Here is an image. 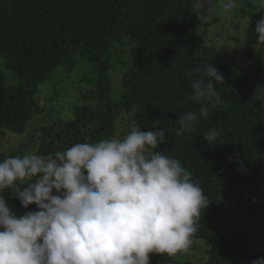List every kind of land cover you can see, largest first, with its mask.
<instances>
[{"label": "trees", "instance_id": "obj_1", "mask_svg": "<svg viewBox=\"0 0 264 264\" xmlns=\"http://www.w3.org/2000/svg\"><path fill=\"white\" fill-rule=\"evenodd\" d=\"M246 1L234 13L247 24L239 58L218 64L200 52L198 28L223 10L221 0H201V9L193 0H0V132L27 134L16 148L1 149L0 161L115 137L119 115L130 116L142 131H165V142L155 151L178 159L210 202L193 236L206 248L204 262L149 254L150 264H251L264 257L248 249L247 233L223 231L220 218L222 195L264 187V102L252 98L264 85V43L255 32L264 3L250 0L257 9L249 14ZM117 47L127 58L117 57ZM84 61L91 77L69 108L71 117L44 113L47 104L42 107L38 95L48 76ZM118 63L125 64L124 71L114 86L111 72ZM207 63L223 76L224 83L212 81L219 104L191 99L194 80L207 79ZM201 107L205 114L196 130L178 136L179 117L199 114ZM210 130L218 132L211 144L204 138ZM11 191L6 188L3 196L17 216L38 210L35 204L23 208Z\"/></svg>", "mask_w": 264, "mask_h": 264}, {"label": "clouds", "instance_id": "obj_2", "mask_svg": "<svg viewBox=\"0 0 264 264\" xmlns=\"http://www.w3.org/2000/svg\"><path fill=\"white\" fill-rule=\"evenodd\" d=\"M236 3L221 0L226 13ZM193 7L201 9V0ZM255 32L264 43V17ZM205 71L206 80L192 83L191 99L219 104L215 84L224 83L223 76L209 63ZM252 98L264 102V85ZM203 114L201 107L199 114L180 116L176 134L194 132ZM217 136L210 130L204 138L211 144ZM164 142L162 128L142 131L133 124L122 137L0 161V264H150L149 254L187 252L210 202L178 159L155 151ZM6 188L23 208L38 210L17 216L3 196ZM251 264H264V257Z\"/></svg>", "mask_w": 264, "mask_h": 264}, {"label": "rangeland", "instance_id": "obj_3", "mask_svg": "<svg viewBox=\"0 0 264 264\" xmlns=\"http://www.w3.org/2000/svg\"><path fill=\"white\" fill-rule=\"evenodd\" d=\"M242 2L237 0L236 7L230 13H226L224 9L218 10L213 14V17L209 18L208 26L201 24L198 28L200 52L216 60L218 64L235 55L239 58L241 49L238 44L241 46L243 43L247 24L244 17L234 13ZM245 3L247 4L244 5L246 13L257 9V5H252L250 0ZM238 38L239 42L236 40ZM116 52L120 55H117L118 58H127L125 52H121L119 47L116 48ZM114 55L116 56V53ZM124 65L118 63L114 71L111 72L114 86L121 79ZM3 72L5 76H8V72ZM90 77V65L85 61L76 63L71 71L61 67L54 70L48 76L46 83L40 87L38 95L40 105L46 107L47 104L44 113L50 111L51 117L60 120L70 118L72 114H70L69 108L79 102V92L85 88ZM52 98L53 100H51ZM119 117L121 122H118L115 137H122L133 125L130 116L125 117L121 114ZM26 135L10 134L8 132L3 135L0 132V150L16 148L25 139ZM262 189L260 191L252 187H243L227 192L222 195L220 200L222 230L226 233H247L250 238L248 246L250 251L264 252V187ZM192 240V245L188 251L177 253L174 255L175 258L196 260L192 262H204L205 246L202 245L200 240L194 238Z\"/></svg>", "mask_w": 264, "mask_h": 264}, {"label": "bare ground", "instance_id": "obj_4", "mask_svg": "<svg viewBox=\"0 0 264 264\" xmlns=\"http://www.w3.org/2000/svg\"><path fill=\"white\" fill-rule=\"evenodd\" d=\"M196 172V171H195Z\"/></svg>", "mask_w": 264, "mask_h": 264}]
</instances>
